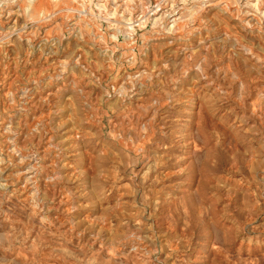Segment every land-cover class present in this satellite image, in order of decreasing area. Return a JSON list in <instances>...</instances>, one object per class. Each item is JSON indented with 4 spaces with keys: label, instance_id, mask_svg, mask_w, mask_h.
Returning <instances> with one entry per match:
<instances>
[{
    "label": "rangeland",
    "instance_id": "1",
    "mask_svg": "<svg viewBox=\"0 0 264 264\" xmlns=\"http://www.w3.org/2000/svg\"><path fill=\"white\" fill-rule=\"evenodd\" d=\"M0 264H264V0H0Z\"/></svg>",
    "mask_w": 264,
    "mask_h": 264
}]
</instances>
